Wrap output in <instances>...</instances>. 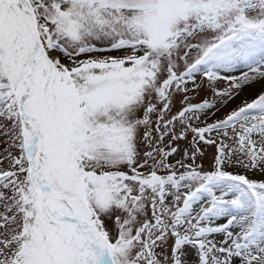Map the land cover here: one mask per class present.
<instances>
[{
    "label": "snow or ice",
    "instance_id": "1",
    "mask_svg": "<svg viewBox=\"0 0 264 264\" xmlns=\"http://www.w3.org/2000/svg\"><path fill=\"white\" fill-rule=\"evenodd\" d=\"M0 264H264V0H0Z\"/></svg>",
    "mask_w": 264,
    "mask_h": 264
}]
</instances>
